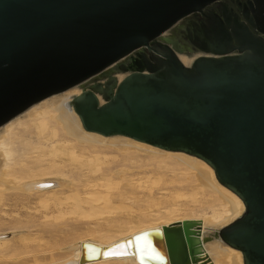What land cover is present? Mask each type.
Returning <instances> with one entry per match:
<instances>
[{
	"label": "water",
	"instance_id": "1",
	"mask_svg": "<svg viewBox=\"0 0 264 264\" xmlns=\"http://www.w3.org/2000/svg\"><path fill=\"white\" fill-rule=\"evenodd\" d=\"M213 1L0 0V127L81 86L72 104L86 130L205 162L244 203L220 228L221 240L244 264H264V0H247L242 19L212 11L195 29L172 34L179 20ZM178 40L202 53L180 51ZM170 225L183 228L190 264H198V221ZM140 234L160 258L138 260L167 264L161 230L133 237ZM171 235V263L188 264L182 235Z\"/></svg>",
	"mask_w": 264,
	"mask_h": 264
},
{
	"label": "bare ground",
	"instance_id": "2",
	"mask_svg": "<svg viewBox=\"0 0 264 264\" xmlns=\"http://www.w3.org/2000/svg\"><path fill=\"white\" fill-rule=\"evenodd\" d=\"M81 92L73 86L53 94L0 127V264H7V255H13V264H160L140 262L135 243L125 249L128 255H103L134 234L156 228L167 264H172L166 243L171 234L182 235L184 245L177 247L185 249L190 264L183 228L170 224L192 219L198 221L193 226L200 242L198 264H244L234 248L220 243L218 233L243 212L242 199L194 155L86 130L72 104ZM102 152L122 160L102 168L96 164ZM124 161L133 171L154 172L153 182L85 197L97 187L93 177L98 173H125ZM117 203L133 209L114 216ZM76 209L95 219L80 225ZM80 229L84 234L77 237ZM82 243L88 246L83 249Z\"/></svg>",
	"mask_w": 264,
	"mask_h": 264
},
{
	"label": "rangeland",
	"instance_id": "3",
	"mask_svg": "<svg viewBox=\"0 0 264 264\" xmlns=\"http://www.w3.org/2000/svg\"><path fill=\"white\" fill-rule=\"evenodd\" d=\"M78 87V86H77ZM80 89L81 86H79ZM122 157L119 154H116L114 152H102L98 155V159L96 161V164L98 166H101L102 168H110L115 167L116 165L121 162ZM126 167H125V173L117 174L114 172H106L104 174L98 173L97 176L93 177V182L96 183L95 190L89 189L88 191H91L88 194H85V197H93L95 198L96 195H92L91 193H94L93 191H101L102 194L108 193V194H116L118 191L129 188L128 186L131 184V187H136L138 184L142 181H152L155 177V173L147 170L145 172H136L133 171L134 168L131 167V163L128 161H124ZM155 187L159 186L160 183H154ZM133 209V206L128 203L123 204H116V208L113 209L112 215L114 216H126L129 213V210ZM75 218L79 222L80 225L82 223L91 221L93 218L95 219L94 215L89 214L87 211L76 209ZM8 234H11L10 232H7ZM84 234V230L80 229L77 231L76 236ZM212 235V232L210 233V236ZM213 239V236H211ZM220 243L225 244L221 239ZM5 261L7 264H13L15 259H13V255H7L5 258ZM32 264V263H28Z\"/></svg>",
	"mask_w": 264,
	"mask_h": 264
},
{
	"label": "flooded vegetation",
	"instance_id": "4",
	"mask_svg": "<svg viewBox=\"0 0 264 264\" xmlns=\"http://www.w3.org/2000/svg\"><path fill=\"white\" fill-rule=\"evenodd\" d=\"M247 6H249L248 4V1L247 0H215L213 1L212 3L206 5L204 8H203V13L202 12H194V13H191L189 14L188 16L182 18L181 20H179L177 23H178V27L175 26L174 28V32L172 33L174 35L177 34L179 35L180 34V31H179V28H181V32L186 34V30H185V27H190L192 30L195 29V27L199 26L200 24V21H203V16L205 15L206 17L209 16L210 12H214L218 15L221 16L222 13H224L225 15L228 13H230L231 11L233 13H236L240 19H242V12H247L244 8H246ZM228 12H226V10ZM222 17V16H221ZM176 23V24H177ZM183 33V35H184ZM172 34H168V35H171ZM182 45H184V48H182V50L180 51H184L185 53L187 54H193V53H197L200 54L202 53L201 50H199L197 47H195V51H189V50H186V45L183 44L181 42V40H178ZM162 42V40L160 38H157L155 39L151 45L154 46V47H157V44ZM175 46L178 47L177 44H175ZM179 49H181L180 47H178ZM141 51H146L145 48H141L140 49V52ZM84 86V85H83Z\"/></svg>",
	"mask_w": 264,
	"mask_h": 264
},
{
	"label": "snow or ice",
	"instance_id": "5",
	"mask_svg": "<svg viewBox=\"0 0 264 264\" xmlns=\"http://www.w3.org/2000/svg\"><path fill=\"white\" fill-rule=\"evenodd\" d=\"M43 186V185H41ZM135 243L138 257L141 255H150L160 258V254L153 248L152 242L148 239L147 234L136 235L132 239L120 242L103 253L105 257L108 256H123L129 253L125 250Z\"/></svg>",
	"mask_w": 264,
	"mask_h": 264
}]
</instances>
